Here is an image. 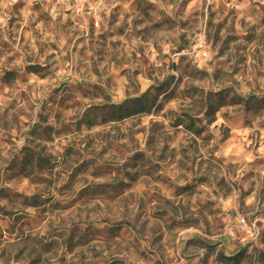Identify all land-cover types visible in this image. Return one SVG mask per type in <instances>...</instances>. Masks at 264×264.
Listing matches in <instances>:
<instances>
[{"label":"rangeland","instance_id":"1","mask_svg":"<svg viewBox=\"0 0 264 264\" xmlns=\"http://www.w3.org/2000/svg\"><path fill=\"white\" fill-rule=\"evenodd\" d=\"M0 264H264V0H0Z\"/></svg>","mask_w":264,"mask_h":264}]
</instances>
